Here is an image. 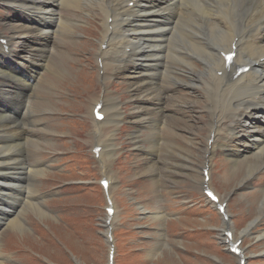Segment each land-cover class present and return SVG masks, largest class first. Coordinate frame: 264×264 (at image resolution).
<instances>
[{"label": "rangeland", "instance_id": "obj_1", "mask_svg": "<svg viewBox=\"0 0 264 264\" xmlns=\"http://www.w3.org/2000/svg\"><path fill=\"white\" fill-rule=\"evenodd\" d=\"M91 7H98L95 0L85 6H63V24L46 34L55 36L58 30L52 44L26 13L15 11L18 7L12 0H0L1 39L11 36L18 52L15 66L0 65L6 71L5 76L0 73L4 92L0 108L9 107L7 115L0 112V137H4L0 147L15 142L7 139L12 129L5 126L13 118L30 127L32 142L21 154L18 150L13 154L22 162L8 161L0 151V253L5 256L3 260L0 256V263L108 264L114 245V264H238L225 243V230H230L243 240L245 264H264V168L245 181L246 167L231 164L243 145L237 141L209 159L208 184L227 202L228 220L209 202L201 184L206 145H211L213 113L207 104L212 102V108L227 114V119L234 107L214 102L215 88L206 80L211 76L206 71L194 78L179 73L183 83L174 86L161 109L151 107L157 102L155 88L154 95L144 93L139 82L119 73L118 67L115 73L110 66L108 80L106 75L105 81L100 79L98 50L106 29L102 12ZM26 24L32 28L26 29ZM46 42L49 52L42 48ZM0 46L3 59L4 44ZM193 58L201 64V58ZM32 65L44 67L40 76ZM27 85H33L32 92L26 91ZM99 97L111 100L106 101L110 109H120L118 123L110 115L101 129L95 126L92 109ZM24 102L28 110L22 107ZM146 107L153 108V115ZM98 142L103 150L95 158L92 147ZM109 171L116 176L109 190L116 210L110 222L107 196L99 183ZM18 201L23 203L17 209L12 204ZM161 211L168 215L163 221L152 218ZM15 213L20 214L22 228L8 223ZM249 223L250 232L241 234Z\"/></svg>", "mask_w": 264, "mask_h": 264}, {"label": "bare ground", "instance_id": "obj_2", "mask_svg": "<svg viewBox=\"0 0 264 264\" xmlns=\"http://www.w3.org/2000/svg\"><path fill=\"white\" fill-rule=\"evenodd\" d=\"M12 1L14 5L18 7L15 11L26 13V19H29V21L33 20L32 23L39 27V31L42 34L48 36L51 40L50 43L59 36L58 30L55 36L53 33L50 35L46 34L55 30V27H59L63 24V19H61L60 14V10L63 6L75 7L78 3L79 5L85 6L88 3V0ZM95 2L98 7L91 8H97L102 12L106 29L105 39L102 42V44H105V47L99 48V57L97 56L102 64L100 70L103 71V74L100 75V79L105 81L106 70L107 75L109 74L108 69L112 70L110 66L115 69V73L118 67V69L120 68L119 73L125 74L133 81L137 80L139 86L145 91L144 93L147 92L150 95H154L153 88H155L157 91V102H152L151 107L162 108L164 107L163 104H166L165 99L175 91L174 86H179L178 84L183 83L179 73L185 72L192 78L202 71L210 73L211 76L206 80L213 84L215 88L214 102L221 105H231L234 107V110L230 113V118L227 119L229 117L227 114L212 108V102L207 104L210 108V113L214 114L209 116L212 120V129L210 132L208 130V139H213V142L211 145L209 143L206 145L205 153L207 159H211L218 152L225 151V148L229 147L228 143L237 141L243 145L241 149L237 150V153L231 160V164H233V166H238L239 163H242V165L246 167L244 180H251L257 177L260 169L264 168V0H95ZM20 17L22 18L24 16ZM51 21L53 25L49 26L48 24H50ZM31 28L32 27H28V24H26V29L30 30ZM6 37L7 43L3 46V59L1 51L2 46H0L2 59L0 60V65L2 67L8 64H13L12 66H15L17 63L16 61H18L14 58L18 54L13 48L15 42L11 36ZM1 38L0 36V39ZM1 40L0 43L3 44ZM141 40L144 42L148 40V42L147 44H141ZM50 43L44 44L42 48H47ZM233 44L237 47V54L234 59V65L229 70L225 67L222 52H229ZM10 47L13 52L6 51V49ZM48 50L47 48L45 52ZM23 56H21V59H24ZM193 57L201 58V64H196ZM243 65H249L250 70L235 77L234 75L238 67ZM22 68H25V66L22 65ZM32 68L38 72L37 76H40L39 71L44 67L42 65H32ZM44 69H47L46 65ZM2 70L3 71L0 70V73L3 75L6 74V71L4 69ZM220 71L222 72L221 74H219ZM107 75L106 79L108 80ZM166 77L170 78V82L165 81ZM5 87L9 89L8 84L5 85ZM103 87L107 90V84L104 83ZM32 88L33 85H29V87L27 85L26 91L32 92ZM0 93L4 92L0 89ZM28 98H31V96ZM207 99L209 100V98ZM99 101L103 102L105 106V108L103 106V113L105 114V109L108 113V117H106L105 114V119L102 121H98L94 118L96 122L95 126L100 128V125L103 124L106 119L110 118V115L112 116V121L118 123L117 120L122 116L120 109L115 107V109H117L116 112L115 109H110L111 107L109 108V105L107 106L106 101L110 102L111 100H106L104 97H99L97 99L93 105V109ZM26 104L27 103L24 102L22 107L28 110L29 105ZM7 108L9 107L7 106L4 109L0 108V112L7 115L5 111ZM146 110L153 115V108L149 110V108L146 107ZM11 111L13 112V110ZM168 117L169 116L165 117L166 120ZM19 122L17 118H13L9 119L8 125H5L10 126L12 129H6L8 130L7 139H15V142L12 141L13 143L10 141L9 143L6 142L4 148H2L3 146L0 147V151H3V154L9 157L8 161L22 162L23 158H20V155L15 157L13 154H15L16 150H18V152H16L17 154H21L20 152L26 149L25 145L31 142L29 139L30 127H22ZM225 133L227 134L225 135ZM0 138L2 139L4 137ZM111 138L110 135L108 139L111 140ZM112 146L113 144L110 145V147ZM110 157H112V155ZM1 159L3 160V158ZM254 160L258 163L255 166L253 165ZM31 172H33L32 169L28 173ZM39 172L40 171H36V173ZM107 174L108 176L106 178L110 181L109 190L111 191L112 183L116 180V176L112 171L107 172ZM9 178L8 176L5 180ZM202 179L201 184L203 185L205 183L204 176ZM3 185L7 187L9 184ZM262 191L264 201V190L262 189ZM110 198L114 201L111 193ZM19 203H23V201H18L12 205H15L18 209ZM210 203L217 209L216 204L213 202ZM25 205L32 206V204L28 203H25ZM40 212L44 214L42 211ZM166 216H168L167 213L161 211L154 213L152 218L163 221ZM257 219L258 218L255 220ZM253 222L254 221H252V223ZM6 223L7 222H5V224ZM8 223L19 228H22L24 225L22 219H20V214L16 215V213L15 217L8 219ZM226 223L227 222H225V224ZM249 224V226L241 231V234H248L250 232L251 223ZM1 227L2 225H0V228ZM235 239H237V237H235ZM225 243L229 246V243H227V236ZM0 256H3L2 260L5 258L1 253ZM237 258L239 259V257Z\"/></svg>", "mask_w": 264, "mask_h": 264}]
</instances>
